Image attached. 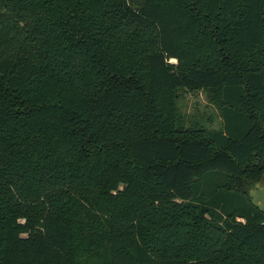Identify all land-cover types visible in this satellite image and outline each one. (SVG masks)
I'll return each instance as SVG.
<instances>
[{
	"label": "trees",
	"instance_id": "obj_1",
	"mask_svg": "<svg viewBox=\"0 0 264 264\" xmlns=\"http://www.w3.org/2000/svg\"><path fill=\"white\" fill-rule=\"evenodd\" d=\"M263 177L264 0H0V264H264Z\"/></svg>",
	"mask_w": 264,
	"mask_h": 264
},
{
	"label": "rangeland",
	"instance_id": "obj_2",
	"mask_svg": "<svg viewBox=\"0 0 264 264\" xmlns=\"http://www.w3.org/2000/svg\"><path fill=\"white\" fill-rule=\"evenodd\" d=\"M177 112L186 118L189 124L219 129L223 125L217 108L210 103L202 91L181 90L177 98ZM209 119L212 121L209 122ZM246 190L251 199L264 209V177L257 183H250Z\"/></svg>",
	"mask_w": 264,
	"mask_h": 264
}]
</instances>
